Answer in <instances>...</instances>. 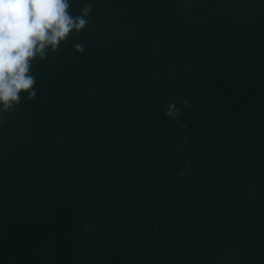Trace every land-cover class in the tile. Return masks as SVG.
Listing matches in <instances>:
<instances>
[{
	"label": "water",
	"instance_id": "water-1",
	"mask_svg": "<svg viewBox=\"0 0 264 264\" xmlns=\"http://www.w3.org/2000/svg\"><path fill=\"white\" fill-rule=\"evenodd\" d=\"M71 2L0 122V264H264V0Z\"/></svg>",
	"mask_w": 264,
	"mask_h": 264
},
{
	"label": "clouds",
	"instance_id": "clouds-1",
	"mask_svg": "<svg viewBox=\"0 0 264 264\" xmlns=\"http://www.w3.org/2000/svg\"><path fill=\"white\" fill-rule=\"evenodd\" d=\"M71 6V0H0V122L20 104L23 94L29 100L35 97L33 61L45 60L49 51H57L87 25L91 3L75 16ZM72 47L77 53L85 50L79 43ZM177 111L170 104L165 114Z\"/></svg>",
	"mask_w": 264,
	"mask_h": 264
}]
</instances>
